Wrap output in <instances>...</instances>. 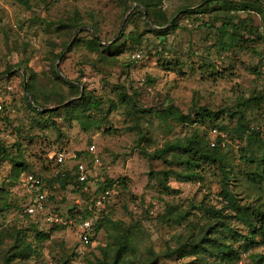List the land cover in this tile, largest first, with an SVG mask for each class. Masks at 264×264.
<instances>
[{"label":"rangeland","instance_id":"1","mask_svg":"<svg viewBox=\"0 0 264 264\" xmlns=\"http://www.w3.org/2000/svg\"><path fill=\"white\" fill-rule=\"evenodd\" d=\"M200 1L161 0L165 16L176 19L175 31L167 35L162 42L145 32L140 36V48L124 51L117 57V62L109 66L102 62L94 63V55L82 47L73 48L68 52L67 49L75 37L87 39V33L94 36L86 26H80L71 34H66L65 38L71 40L61 50L60 58L53 63L54 66L57 63V75L78 87L80 93L85 90L93 98H100V111L105 119L99 128L82 130L75 121L67 124L59 118H54L58 136L52 127L42 129L32 123L35 115L25 107L22 100L21 73L24 75L25 84L26 77L20 66L25 65L35 72L38 75V84L43 86L49 79L50 51H59V41L63 36L54 32L56 21L68 18L73 10H76L85 22L88 21L86 15L92 14L93 19L99 23L103 41L101 44L105 45L116 41L121 29L124 34L131 31V26L125 24L129 12L124 14L120 21L118 3L115 0H56L46 6L37 0H0V72L5 66L19 65L7 73L0 74V104L2 103L8 111V123L0 120V141L6 147L15 142L19 143L24 161L46 180L52 178L55 173L68 170L72 165L70 160L56 165L52 158L55 152L63 151L66 155H75L76 152H84L92 146L98 157V165L92 168L90 158L81 156L89 179L85 185L86 191L90 194L96 188V179H125V192L121 197L115 194L112 196L108 216L111 220L125 223L138 222L141 231L138 234L137 254L152 261V264H182L191 260L187 258L176 261L161 256L167 246L173 248L176 235L186 234V226L163 224L156 216H161L167 206H173L178 212L188 213L187 226L195 232L207 222V217L199 211L200 203L217 207L215 200L219 191V172L212 167L201 173L200 183H180L170 178L167 186L175 193L160 194L156 181L149 179L148 173L163 170L165 165L161 161L149 159V154L160 148L165 140L181 137L183 133L189 134V131L172 124L169 132L167 125L154 118L153 111L164 107L169 101L182 114L187 113L193 103H199L210 111L217 112L264 91V41L250 38L251 40L243 42L240 48L218 54L213 48L215 30L212 28L209 31L202 25L208 23L210 17L199 16L193 21L194 17L186 18L183 13L176 14L181 7L195 9ZM135 7L136 4L132 5L131 10ZM238 16L243 19L245 14L239 13ZM250 19L253 26L259 25L256 16L251 15ZM144 21L149 24L148 20ZM45 24L50 27L46 28ZM136 25L137 33H143L142 25ZM218 25L219 23H215L213 26ZM82 30L87 33H80ZM241 35L244 40L248 37L245 31H241ZM158 57L175 61L177 66L172 70L161 68ZM8 75L11 76L5 79ZM146 77L152 82L146 83ZM119 92L132 99L136 105L135 110L150 109V114H141L136 110L130 115L128 109L117 105ZM67 95L68 92L64 91V96ZM28 101L29 97L26 96V102ZM109 101L116 104V108L110 110ZM45 105L50 107V110H56V107L52 108L50 104ZM258 111L250 113L247 119L250 125L257 120ZM93 117L99 119L97 114ZM223 117L226 118L225 112ZM45 119L46 117H41L40 121ZM233 123L234 120L229 125ZM138 131L143 133L147 140L139 142L137 146ZM203 131H206L207 138L212 142L215 135L211 134V128H204ZM224 140L227 141L226 137ZM228 144L224 146L225 156L233 162L232 165H239L238 149L242 147V143L235 140ZM140 149L144 153L140 152ZM8 171L9 166L5 162L2 163L0 188L3 186L9 190L8 203L21 209L25 205V192L19 185L7 188ZM49 188L51 190H47L48 195L55 200L49 202L47 210L56 208L59 215L56 216L62 221H69L68 224L54 226L46 224L44 219L22 218L17 214V210L12 209L0 214V231L8 227L24 229L29 223L38 220V230L48 231L52 226L56 228L50 234L49 240L39 246V257L32 259L30 264H55L56 259L62 255L70 257L71 253L74 255L66 264H94L92 255L98 256L96 247L104 245L105 235L102 231L98 232L89 248L78 249L75 222V219L80 218L84 207H88L92 196L85 199L70 185L62 189L53 183ZM258 190L259 202L264 206V185ZM244 193L240 194V197ZM132 201L139 203L138 209L134 210ZM149 206L154 215L143 218L142 212ZM68 211L74 219L67 218ZM147 249L152 253L151 256L147 254ZM254 253L264 255V246L250 252ZM211 260L206 258L207 262ZM236 264H252V261L248 254H245Z\"/></svg>","mask_w":264,"mask_h":264},{"label":"trees","instance_id":"2","mask_svg":"<svg viewBox=\"0 0 264 264\" xmlns=\"http://www.w3.org/2000/svg\"><path fill=\"white\" fill-rule=\"evenodd\" d=\"M42 5H50L56 0H37ZM119 8V18L122 21L124 14L128 13L125 20L127 26H131V31L127 34L121 29L116 41L109 44H101L99 23L93 19L92 14H87V22L83 21L76 10L71 12L68 18L63 21H56L54 24V32L63 35L58 45L59 51H50L48 59L49 79L45 85L38 84V75L32 70L22 65L26 84L23 90L22 81L20 86L22 89V100L25 107L35 115L32 123L42 129L52 127L58 133L54 118L69 124L75 121L82 130L89 128H99L105 116L101 114L100 98L95 99L89 92L85 90L80 93L79 88L72 83L62 79L54 71V60L60 57L61 50L69 43L66 34H71L80 26H86L93 35L82 30L80 33H87L88 38L75 37L68 47V52L76 47L84 48L88 53L94 55V63L102 62L104 65H113L117 62V57L126 50H134L141 46V35L145 32L151 36L158 38L160 42L171 34L177 28L176 19L167 18L161 8V0H115ZM204 1H206L204 4ZM137 7L131 10L132 5ZM26 5V4H25ZM145 12L149 24L144 21L143 12ZM183 13V16L194 17L196 20L199 16L210 17L208 23L202 25L209 31L213 28L214 42L213 48L218 54L234 51V48H240L242 43L247 40L264 41V2L262 0H201L199 6L195 9H188V6L181 7L176 14ZM239 13H244L245 17L240 19ZM254 15L258 18L259 25L253 26L250 16ZM140 23L143 27V33H137V25ZM219 23L217 27L213 25ZM52 24V23H51ZM166 26V27H165ZM45 27H50L45 24ZM261 29V30H260ZM241 31H245L248 36L245 40L241 35ZM251 38V39H250ZM128 42V44H127ZM158 56V54H156ZM63 58V57H62ZM61 58V60H62ZM264 58V56H263ZM161 68L172 70L177 66V62L167 61L158 57ZM93 62V61H92ZM5 66L0 74L9 72L14 67ZM171 66V67H166ZM11 75L5 77L7 79ZM146 83H151L150 78L145 79ZM64 91L68 95L64 96ZM26 96L32 102L30 106L26 102ZM79 97V98H78ZM117 105L128 109L130 115L136 112V105L132 99L119 92ZM72 99L70 102H66ZM45 104H50L56 110H50ZM116 108V104L109 101V109ZM264 109V91L255 95L235 102L229 108L212 112L199 103H193L187 113L182 114L178 109L167 102L164 107H159L153 111V116L163 125H167L169 132L174 126H179L189 134L183 133L181 137L165 140L160 148H157L149 154V159L161 161L165 165V169L150 171L149 179H154L162 195L175 193L167 186L170 178L180 183H200L204 171L215 168L219 172L217 199L214 205H203L200 203L199 211L207 217V222L203 227L195 232L189 229L187 214L178 212L173 206H167L161 216L156 218L163 224H173L181 226L185 224L186 234L184 236L176 235V240L172 249L166 247L163 258L180 261L183 259H191L187 263L182 264H236L241 257L248 254L252 264H264V255L259 253L250 254L253 249L264 246V206L259 202L258 189L264 185V127L260 122V113ZM259 110V111H258ZM258 111V118L253 125L247 121L250 113ZM141 114H150V109H138ZM223 112L226 118L223 117ZM8 111L2 103L0 104V120L8 123L6 116ZM94 114L99 115V119L93 117ZM41 117H46L45 121H40ZM234 120L233 125H229ZM49 122V123H47ZM204 128L216 129L223 132L227 141L232 144L235 140L242 143V147L238 149V164L232 165L233 162L227 159L224 153V146H228V142L219 136H213L212 142L207 138ZM19 132V130H17ZM138 133L139 142L146 141L147 138L141 132ZM59 136V133H58ZM20 144L13 143L6 147L0 141V167L2 163L9 166L6 179L7 188L20 185V179L25 174H31L38 177L46 189L44 208L42 212L34 215H26L24 209L30 205V195L25 192L23 208L12 206L8 203L7 198L9 190L1 186L0 188V214L3 211L12 209L17 210L22 218L45 219L47 215H58L56 208L47 210L49 202L55 199L48 195L49 187L56 183L60 188L70 185L77 192L81 193L85 199L102 192L106 189H114L115 196L121 197L125 192V179H96L94 185L96 188L89 194L85 187L87 179L83 183H78L75 175V163L71 161V167L67 170L55 173V175L46 180L36 174L31 166L23 159L20 153ZM11 150H14L12 152ZM62 152V151H57ZM55 152V153H57ZM140 152H143L140 149ZM54 153V154H55ZM144 153V152H143ZM54 154L52 158L54 160ZM90 158L86 152H76V161L82 162L81 156ZM55 162V161H54ZM56 163V162H55ZM56 165H58L56 163ZM90 178V177H89ZM85 189V191H83ZM239 189V190H238ZM243 192L244 195L240 197ZM90 204V201H89ZM134 210L138 209L137 202H133ZM89 206V205H88ZM108 206L104 212L92 223L94 235L102 231L105 235V243L102 247L97 246L98 256H94V264H152V261L143 259L138 256L139 232L141 231L137 221L128 223L120 220H111L109 218ZM87 208L84 207L80 213V218L75 222L84 220L88 217ZM143 218H150L154 215L151 207H147L142 212ZM59 216V215H58ZM67 218L74 219L71 212L68 211ZM38 220L29 223L24 229H16L14 227L4 228L0 231V264H30L32 259L39 257V246L48 241L50 234L56 228L52 226L48 231L37 229ZM231 224H235L232 226ZM90 245V244H89ZM89 245L78 249H87ZM149 256L152 253L147 249ZM74 254L71 253L70 257ZM70 257L62 255L56 259L55 264H66ZM206 258L212 259L207 262Z\"/></svg>","mask_w":264,"mask_h":264},{"label":"built area","instance_id":"3","mask_svg":"<svg viewBox=\"0 0 264 264\" xmlns=\"http://www.w3.org/2000/svg\"><path fill=\"white\" fill-rule=\"evenodd\" d=\"M138 57V54H136ZM260 122L262 128L264 127V109L260 113ZM211 134L219 136L223 140L225 135L223 132L217 131L216 129H211ZM86 152L90 156V163L92 168L98 165V157L95 154L92 146H89L86 149ZM54 161L62 165L66 160L74 161L75 163V175L78 183H83L87 179V167L82 163L76 161L75 155H66L63 151L57 152L54 154ZM20 185L26 193L30 195V205L26 207L23 211L26 215H34L35 213L42 212L44 208L45 201V190L42 181L31 174H25L20 179ZM85 191V189H83ZM115 194L114 189H106L102 192H98L93 195L90 199V204L87 207L89 213L88 217L84 220H80L76 224V237L80 247H84L93 242L95 235L92 230L93 221L105 211V209L110 205L112 201V196ZM44 222L49 225H66L69 221H62L56 215H47L44 219Z\"/></svg>","mask_w":264,"mask_h":264},{"label":"water","instance_id":"4","mask_svg":"<svg viewBox=\"0 0 264 264\" xmlns=\"http://www.w3.org/2000/svg\"><path fill=\"white\" fill-rule=\"evenodd\" d=\"M143 12V15H144V19L145 20H147L146 19V14H145V12L144 11H142ZM61 56V55H60ZM60 58V57H59ZM54 69H55V71H56V73H58V67H57V63L55 64V66H54ZM21 75H22V79H23V90H25V81H24V75L21 73ZM28 104L30 105V106H32L33 107V105H32V102L29 100L28 101Z\"/></svg>","mask_w":264,"mask_h":264}]
</instances>
